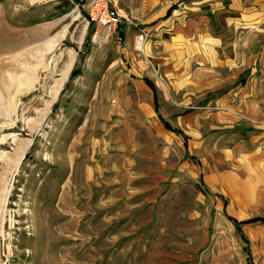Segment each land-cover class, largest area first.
<instances>
[{
    "label": "rangeland",
    "instance_id": "obj_1",
    "mask_svg": "<svg viewBox=\"0 0 264 264\" xmlns=\"http://www.w3.org/2000/svg\"><path fill=\"white\" fill-rule=\"evenodd\" d=\"M116 1L133 25L90 27L89 0H0V264H264V226L243 228L247 244L221 212L224 198L233 208L250 195L249 177L264 200V137L212 136L254 150L216 165L208 148L233 178L225 195L191 178L161 183L156 174L192 166L154 153L133 167L150 179L116 178L107 130L132 88L121 33L136 48L145 32L147 44L146 18L164 0Z\"/></svg>",
    "mask_w": 264,
    "mask_h": 264
},
{
    "label": "crops",
    "instance_id": "obj_2",
    "mask_svg": "<svg viewBox=\"0 0 264 264\" xmlns=\"http://www.w3.org/2000/svg\"><path fill=\"white\" fill-rule=\"evenodd\" d=\"M156 7L159 10L145 21L153 37L144 55L136 51L128 31L121 33L125 40L123 78L132 88L122 89L107 130L116 178L150 179L151 171L133 167L140 163L138 155L146 159L154 153L178 157L192 166L189 174H156L161 183L191 178L208 188L206 194L225 195L230 190L228 179L233 178L212 164L215 160L211 161L208 148L214 141V148H219L216 165L249 161L246 155L254 150L244 153L240 151L243 145L229 144L233 137L222 142L223 135L212 136L252 132V140L264 137V0H164ZM156 7L150 4L144 11ZM166 161L162 158L160 164ZM175 167L180 171L184 164ZM258 179L249 177L244 183L250 195L242 192L244 199L236 197L235 207L230 199L222 201L221 212L237 232L230 218L239 222L264 219ZM253 225L264 226L246 224L238 232L247 244L243 228Z\"/></svg>",
    "mask_w": 264,
    "mask_h": 264
},
{
    "label": "built area",
    "instance_id": "obj_3",
    "mask_svg": "<svg viewBox=\"0 0 264 264\" xmlns=\"http://www.w3.org/2000/svg\"><path fill=\"white\" fill-rule=\"evenodd\" d=\"M89 10V23L101 25L102 27L118 28L120 24L128 26L133 25V22L127 17L124 11L118 6L116 0H89L87 5ZM119 45L122 43V38L118 39ZM146 44V34L137 37V49L144 54Z\"/></svg>",
    "mask_w": 264,
    "mask_h": 264
},
{
    "label": "trees",
    "instance_id": "obj_4",
    "mask_svg": "<svg viewBox=\"0 0 264 264\" xmlns=\"http://www.w3.org/2000/svg\"><path fill=\"white\" fill-rule=\"evenodd\" d=\"M171 10H173V8H171L170 11L168 12V16L171 14ZM92 25H93V23H90V27H92ZM230 220L234 223L236 229L240 233H241V227L243 225H246V224H255V223H263L264 224V219L263 218H260V217H254V218H251V219H248V220H245V221H241V222H239V221H237L236 219H233V218H230ZM243 238L245 239L244 236H243ZM246 251L248 252V249H246Z\"/></svg>",
    "mask_w": 264,
    "mask_h": 264
}]
</instances>
